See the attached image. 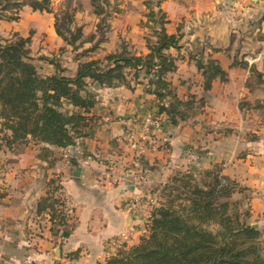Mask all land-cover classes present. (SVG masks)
I'll return each mask as SVG.
<instances>
[{"label":"crops","instance_id":"crops-1","mask_svg":"<svg viewBox=\"0 0 264 264\" xmlns=\"http://www.w3.org/2000/svg\"><path fill=\"white\" fill-rule=\"evenodd\" d=\"M108 1V29L92 51L87 50L98 39L102 15L93 12L90 0H50L52 12L25 5L18 19H0V37H29V54L42 75L55 74L57 65L73 76L79 63L121 44L136 54L148 53L150 30L140 26L146 19L145 0ZM159 8L168 19L166 32L181 35L180 47L166 50L176 67L165 78L179 99L198 104L196 114L172 125L158 112L149 82L155 72L141 71L115 86L90 83L96 103L87 112L85 135L74 145L60 148L28 140L9 148L2 138L9 132L0 131V264H103L111 241L141 225L154 187L175 170L195 174L219 165L222 174L243 187L264 191V0H159ZM62 9L73 14L72 28L81 27L84 41L75 46L56 33L54 14ZM246 55L254 61L243 60ZM209 60L225 74L204 89L198 62L204 66ZM64 106L75 110L67 101ZM148 113L160 118L161 127L152 129L142 144H132L128 134L139 135V119ZM133 172L144 175L138 185L130 180ZM50 178L62 187L58 192L68 214L63 227L52 225L48 211L37 212ZM135 194L140 201L127 210ZM259 203L251 199L252 218L264 216Z\"/></svg>","mask_w":264,"mask_h":264},{"label":"trees","instance_id":"trees-1","mask_svg":"<svg viewBox=\"0 0 264 264\" xmlns=\"http://www.w3.org/2000/svg\"><path fill=\"white\" fill-rule=\"evenodd\" d=\"M90 1L93 12L102 17L97 25L100 36L87 51L94 50L105 37L101 23H106L104 5L109 4L108 0ZM50 3V0H0V19H18L25 5L52 12ZM144 3L146 19L140 25L151 33L146 37L148 53L136 54L121 44L103 58L79 63L73 76L63 74L57 65L55 74H40L29 54V37L0 38V131L9 132L2 137L9 148L28 140L60 148L74 145L85 135L84 129L90 123L87 112L96 103L89 84L115 86L126 83L130 74L137 77L141 71L147 75L155 72L149 82L157 98L163 100L158 112H164L172 125L187 118L186 111L193 100L179 99L165 78L176 67L174 57L166 50L179 48L181 35L166 32L168 19L159 8V0ZM54 17L56 33L67 44L75 46L84 41L81 27H71L73 14L68 9L56 12ZM198 68H203L204 89H209L216 75L225 74L212 60L204 66L198 62ZM65 101L75 110H67ZM205 176L210 179L202 184L191 183L190 172L173 176L164 185L169 188L167 199L152 211L147 235L108 256L103 264H264L257 246L259 232L246 221L248 210H238L231 201L232 194L244 188L212 170H206ZM64 207L63 199L53 191L38 201L37 212L48 211L52 225L63 227L67 217ZM211 225L217 228L212 229ZM53 229L51 226L50 230Z\"/></svg>","mask_w":264,"mask_h":264},{"label":"rangeland","instance_id":"rangeland-1","mask_svg":"<svg viewBox=\"0 0 264 264\" xmlns=\"http://www.w3.org/2000/svg\"><path fill=\"white\" fill-rule=\"evenodd\" d=\"M62 10H64V9H62ZM62 10H60V11H62ZM105 10H106V12L107 11H109V10H111V8L109 7V6H107V8H105ZM60 11H58V12H60ZM70 12V11H69ZM107 15H108V13H107ZM107 19L108 18H106V23L105 24H107L108 25V21H107ZM143 21V20H142ZM141 21V22H142ZM105 24H103V23H101V28H102V31H107V29H108V27L106 28V26H105ZM98 25V24H97ZM141 26V25H140ZM71 27H72V25H71ZM73 28H74V26H73ZM104 28V29H103ZM97 30H98V28H97ZM99 31V30H98ZM99 35V34H98ZM151 35V33H149V36ZM100 36V35H99ZM90 37V36H89ZM1 39H6V38H2V37H0ZM15 38H11V40H14ZM153 39V38H152ZM7 40V39H6ZM131 50V49H130ZM133 51V50H132ZM100 58H103V57H100ZM89 88H90V84H89ZM159 100V104H160V102L161 101H163V100H160V99H158ZM168 100V98L167 99H164V102L165 101H167ZM159 104H158V106H159ZM194 105V104H193ZM192 105V107L191 108H188L187 109V113H188V116H187V118L186 119H190V118H192L195 114H196V112H197V110L199 109V106H198V104L197 105H194L193 106ZM157 106V107H158ZM181 108L183 109V107L181 106ZM149 114H152V113H149ZM156 115V114H155ZM157 116V115H156ZM142 117V116H141ZM140 117V118H141ZM186 119H184V120H186ZM181 121V120H180ZM179 121V122H180ZM178 122V123H179ZM177 123V124H178ZM176 124V125H177ZM44 153H46V155H48V156H54V155H56V153H54V152H52V151H49L48 152V150H45V151H43ZM59 154H57V156H58ZM55 158V157H54ZM206 170H212V172L213 173H215V174H220V175H224V174H222V172H221V167L219 166V165H215V166H212V167H210V168H208V169H201V170H199V172L198 173H193V172H190L191 174H192V179H191V183H194V182H197V183H199V184H202V181L203 180H209L210 179V176L209 177H206L205 176V171ZM187 171H189V170H179V171H174V172H172L170 175H169V177H168V181H166V182H164V183H160L158 186H155L154 188L156 189L155 190V192H154V196H153V201H154V204H152L151 205V210H149L150 211V217H149V220H148V225L150 224V220H151V215H152V211L156 208V207H158L160 204H163L164 202H165V200L167 199V194H168V191H169V188H166V187H164V185L166 184V183H169L170 181H172V178H173V176H180L181 174H183V173H187ZM226 176V175H225ZM228 177V176H227ZM231 179V178H230ZM233 180V179H232ZM235 181V180H234ZM236 182V181H235ZM238 183V182H237ZM239 184V183H238ZM47 187H48V192H47V194L48 193H53V191H54V193L55 192H58L62 187L60 186V184L57 182V181H55L54 179H51L50 178V180L47 182ZM242 188H244V190H241V191H235L233 194H232V196H231V201L232 202H235L236 204V207L238 208V210H240V211H242L243 209H246V210H248V216H247V218H246V221L247 222H249L251 225H252V227H254V228H257V230H258V232H259V235H258V238H257V243H258V249H259V254L264 258V216L262 217V218H260V219H256V218H252V212H251V210L253 209V207L251 206V199L252 198H256L257 200H258V202H260L259 204H260V206H264V191L263 190H260V189H258V188H254V189H251V190H249L248 188H245V187H243L242 185H240ZM52 189H55V190H53L52 191ZM57 189V190H56ZM174 193H175V191H174ZM173 193V194H174ZM59 194H61V192H58V194H55V195H57V196H59L60 198H62L63 199V197H61ZM235 205H233V207H235ZM65 208H66V205H65ZM150 208V207H149ZM231 210H232V206H231ZM66 212V211H65ZM67 213V212H66ZM263 214H264V212H263ZM68 215V214H67ZM210 228H212V229H215V228H217V226H215V225H211V226H209ZM56 229V228H55ZM39 230V232H42V226H36L35 227V231H38ZM28 231H32V229H29ZM52 231V230H51ZM148 231H149V229H148ZM28 234H29V232H27ZM148 233V232H147ZM147 233L145 234V235H147ZM141 236H139V238H140ZM134 243H127L125 246H123V247H120V248H118L116 251H114L115 253L118 251V250H120V249H125V248H128V247H130L131 245H133ZM115 253H113V254H115ZM113 254H111V255H113ZM110 254H109V256H111ZM105 261V260H104ZM104 263V262H103ZM25 264H28V263H25Z\"/></svg>","mask_w":264,"mask_h":264},{"label":"built area","instance_id":"built-area-1","mask_svg":"<svg viewBox=\"0 0 264 264\" xmlns=\"http://www.w3.org/2000/svg\"><path fill=\"white\" fill-rule=\"evenodd\" d=\"M254 59H255L254 57H250L247 55L243 57V60H246L250 63H252ZM139 126H140L139 135H136L133 132H130L128 134L129 140L132 142V144L136 142H140V144H142L147 139V136L149 135L152 129H158L161 127V120L155 114H149V113L144 114L139 119ZM135 163L136 165H139V161H136ZM130 180L133 184L138 185L144 180V175L141 172H133L130 174ZM139 201H140L139 195L135 194L130 199L127 205V210H133L134 208H136ZM152 204H154L153 198L149 199L148 206L146 209V214L143 217V221L141 225L130 226V228L127 231L121 232L119 236L115 237L111 241V254L115 253L114 251H116L118 248L125 246L127 243H130V241L134 238L135 235L139 234V236L141 237L145 236V234L148 232L149 229V225H148V220L150 217L149 210H151Z\"/></svg>","mask_w":264,"mask_h":264},{"label":"water","instance_id":"water-1","mask_svg":"<svg viewBox=\"0 0 264 264\" xmlns=\"http://www.w3.org/2000/svg\"><path fill=\"white\" fill-rule=\"evenodd\" d=\"M57 250H59V247H57Z\"/></svg>","mask_w":264,"mask_h":264}]
</instances>
